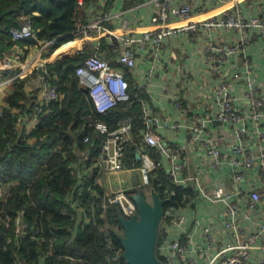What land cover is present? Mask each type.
<instances>
[{
  "label": "built area",
  "instance_id": "obj_1",
  "mask_svg": "<svg viewBox=\"0 0 264 264\" xmlns=\"http://www.w3.org/2000/svg\"><path fill=\"white\" fill-rule=\"evenodd\" d=\"M142 3L151 7V27L141 36L129 37L111 25L119 22L126 30L133 8L115 12L104 9L83 22L79 11L84 0H76L73 43L76 53L84 58L75 76L96 114L87 113L82 118L84 128L76 143L80 148H74L79 161L69 167L76 170L78 182L64 211L72 210L88 223L95 207L101 209L103 218L115 206L119 215L130 219L136 214L132 193L147 192V187L160 193L167 203L175 197V188H180L185 191L181 195L183 205L167 206L159 224L156 252L163 264H264V83L258 81L249 54L259 34L264 57V0ZM94 34L107 40L121 68L85 44ZM180 34L200 44L197 49L212 86L206 99L196 98L193 107L182 106L180 93L175 94L174 110L183 121H173L149 107V100L155 98L157 67L152 65L138 76L137 54L147 47L159 52ZM10 36L13 55L19 56L15 53L20 52L19 43L35 38L31 20L25 19L12 28ZM50 46L51 41L39 43V52L46 54L37 60L43 85L32 95L29 117L17 119L18 125L25 123L28 130L35 128L52 102L63 97L49 82L51 76L45 69ZM233 62L238 68L227 72ZM19 76L18 73L0 82V88L15 83ZM134 98L140 113L137 120L125 116L111 124L99 117L119 104L130 106ZM182 132L186 134L185 145L178 140ZM190 156L196 157V166H189ZM123 171L133 173L131 184L106 194L99 186L100 178ZM155 188H162V193ZM6 196L0 190L1 202ZM196 201L209 209L211 219L205 223L201 217L204 223L199 226L200 243L195 241L196 231L185 227L189 222L185 210ZM1 221L7 228L10 226L8 217ZM216 225L221 228L220 235H215ZM43 232L33 228L30 238L39 240ZM53 254L56 250L50 243L40 264ZM117 258L118 255L114 257Z\"/></svg>",
  "mask_w": 264,
  "mask_h": 264
},
{
  "label": "trees",
  "instance_id": "obj_2",
  "mask_svg": "<svg viewBox=\"0 0 264 264\" xmlns=\"http://www.w3.org/2000/svg\"><path fill=\"white\" fill-rule=\"evenodd\" d=\"M75 12L76 0H0V82L19 72L8 58L14 46L10 30L30 19L35 38L20 42L19 48H38L39 43L51 41L45 69L51 76L49 82L63 96L50 104L31 130L17 121L21 116L29 117L30 102L38 91L26 92L24 74L8 86L0 104V190L7 193L0 201V264H40L50 243L56 254L45 258V264H125L117 207H110L103 218L101 209L95 207L88 223L76 212L64 211L78 182L76 170L69 167L79 161L74 148H80L76 143L84 128L82 118L95 113L88 93L78 86L75 76L84 58L76 53L74 44H69L74 39ZM30 70L39 74L35 64ZM125 116L139 118L135 98L130 106L119 104L99 115L111 124ZM158 175L163 181L161 172ZM151 183L155 185L153 177ZM155 190L162 193V188ZM184 192L175 188V197L164 209L170 204L183 205ZM6 217L10 219L8 228L1 221ZM36 227L44 231L39 240L30 238Z\"/></svg>",
  "mask_w": 264,
  "mask_h": 264
},
{
  "label": "crops",
  "instance_id": "obj_3",
  "mask_svg": "<svg viewBox=\"0 0 264 264\" xmlns=\"http://www.w3.org/2000/svg\"><path fill=\"white\" fill-rule=\"evenodd\" d=\"M142 1L144 0H124L123 2H119L118 0H84L82 10L79 11V16L81 21L86 22L93 16L102 12L104 9H109L110 11L115 12L118 9L133 8L131 15L128 16L130 23L126 30H122L119 22H114L111 27L118 30L119 33H123L125 36L138 37L151 27V7L144 5ZM69 44L73 46L74 43L70 42ZM85 44H87L92 51H97L100 56L115 63L114 66L121 68L116 60L115 54L108 45L107 40L102 37L99 38L94 34V36L90 40L86 41ZM199 47L200 44L198 42L190 40L186 34H180L178 37L166 42L159 52L154 51L151 47H147L146 49L138 52V65L136 68V74L138 76H142L152 65L157 67L154 76L156 85L154 86L155 98L149 100V107L152 111L158 114H164L167 118L173 121H183L178 117L179 115L177 111L174 110L172 97L175 94L180 93V101L184 107H193L196 98L206 99L207 92L212 86V80L210 76H207L208 72L204 66L203 58L197 49ZM262 47L263 40L258 34V38L249 49V54L251 58V65L256 68L258 81L264 83V57L261 52ZM37 52V47H30L27 49L21 48L20 52H15L16 54H21H19L20 58L17 59V57L13 54H11L8 58L11 65L17 69H20L21 67L19 62L24 61L26 65L25 67H27L26 73L24 74L25 77H29L30 80L34 77L38 79L41 72H39V74L35 72L31 73L30 70V67L35 63ZM43 55L46 54L44 53ZM237 68L238 66L235 62L230 63L227 66V72H232ZM124 71L127 75L128 72L125 69ZM37 82V86H34L33 83L31 84L26 82V92L39 91L42 86L39 81ZM6 92H8V86L0 88V104L4 103L3 100ZM179 134V142L185 145L186 134L184 132ZM195 159L196 157L194 156H190V159L188 158L189 166H196L197 161ZM132 178L133 173L128 171L107 176L103 175V177L99 180V186L106 194H108L118 188L129 186ZM185 213L189 220L185 227L187 231H196V237L194 236L195 241L200 243L202 238L199 226H201L204 221L205 223H209L211 221L209 218V209L206 210L201 202L196 201L185 210ZM202 216H204V221L201 219ZM194 222L197 223L198 228L195 226ZM214 228H216L215 235H220L221 228L219 225H216ZM171 231V234L176 236L174 231ZM176 264L185 263L177 261Z\"/></svg>",
  "mask_w": 264,
  "mask_h": 264
},
{
  "label": "water",
  "instance_id": "obj_4",
  "mask_svg": "<svg viewBox=\"0 0 264 264\" xmlns=\"http://www.w3.org/2000/svg\"><path fill=\"white\" fill-rule=\"evenodd\" d=\"M39 72L42 73V69H39ZM149 195L150 199L145 192H136L132 196L136 214L130 219L118 216L122 228L120 241L125 264H163L156 253V246L166 201L154 190H151ZM77 233L78 228L75 230V234Z\"/></svg>",
  "mask_w": 264,
  "mask_h": 264
},
{
  "label": "rangeland",
  "instance_id": "obj_5",
  "mask_svg": "<svg viewBox=\"0 0 264 264\" xmlns=\"http://www.w3.org/2000/svg\"><path fill=\"white\" fill-rule=\"evenodd\" d=\"M39 49H40V47H38V52H37V55H36V57H35V65H36V68H37V60H38V58H40L41 56H43V54H42V52H39ZM21 55V54H20ZM20 55L18 56V55H16V57H17V59L18 58H20ZM30 62V61H29ZM28 62V63H29ZM20 63V65H21V67H20V69H19V74L20 75H22V74H25L26 73V68L27 67H25L26 65H25V63H24V61H20L19 62ZM30 65V64H29ZM31 66V65H30ZM19 68V67H18ZM33 71L31 70V73H32ZM34 74V73H33ZM29 75H30V73H29ZM37 81H39V83H40V85L42 86L43 85V83H42V80L40 79V77H38V79L36 78V77H34V78H32L31 80H30V78L28 77H26V82L27 83H33V85L34 86H37V84H38V82ZM146 189H147V192H145V194H146V196H147V198L148 199H150V195H149V191H150V189L149 188H147L146 187Z\"/></svg>",
  "mask_w": 264,
  "mask_h": 264
}]
</instances>
